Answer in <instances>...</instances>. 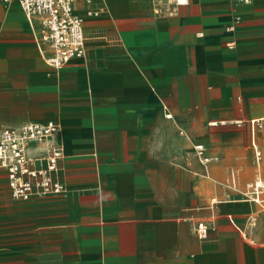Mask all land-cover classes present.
<instances>
[{"label": "crops", "instance_id": "obj_1", "mask_svg": "<svg viewBox=\"0 0 264 264\" xmlns=\"http://www.w3.org/2000/svg\"><path fill=\"white\" fill-rule=\"evenodd\" d=\"M74 8L85 55L56 69L37 20L0 0V132L55 122L64 187L18 199L0 168V264H264V211L242 193L264 179L247 123L264 120V0Z\"/></svg>", "mask_w": 264, "mask_h": 264}, {"label": "built area", "instance_id": "obj_2", "mask_svg": "<svg viewBox=\"0 0 264 264\" xmlns=\"http://www.w3.org/2000/svg\"><path fill=\"white\" fill-rule=\"evenodd\" d=\"M8 2L9 0H4ZM75 0H18L26 18L31 23L37 20L40 26L39 41L50 49L47 63L60 69L72 58L85 55V35L82 18L75 12ZM90 2L91 0H84ZM183 4L187 0H174ZM90 14H97L88 11ZM251 140L264 127V120L247 121ZM58 125L53 121L45 123L26 122L17 127H5L0 132V168L7 174L8 187L15 198L27 200L44 194H57L63 191L62 182L57 177L63 158L62 150L54 144L53 138ZM202 162L209 158L203 154V147H194ZM35 151L43 152L40 155ZM259 160L260 152H256ZM230 188L236 189L235 174H230ZM243 196L264 211V179L255 178L245 184ZM251 218L250 223L254 221ZM196 232L200 238L206 237L207 227L198 223Z\"/></svg>", "mask_w": 264, "mask_h": 264}, {"label": "rangeland", "instance_id": "obj_3", "mask_svg": "<svg viewBox=\"0 0 264 264\" xmlns=\"http://www.w3.org/2000/svg\"><path fill=\"white\" fill-rule=\"evenodd\" d=\"M257 139H258V143L261 144V149L264 148V146H262V145H264V139H262L261 133H259ZM247 144L249 145L250 152H249V154L247 153L245 155H242L241 158H244L246 162H249L252 165L253 168L251 169V171L247 170V175H246V179L245 180L252 179V178H254V176L256 174H258L257 167H256V158L254 157V150H253V148H252L250 143H247ZM259 170L261 172L260 174L264 175V169H262V167H259Z\"/></svg>", "mask_w": 264, "mask_h": 264}, {"label": "bare ground", "instance_id": "obj_4", "mask_svg": "<svg viewBox=\"0 0 264 264\" xmlns=\"http://www.w3.org/2000/svg\"><path fill=\"white\" fill-rule=\"evenodd\" d=\"M256 157V156H255Z\"/></svg>", "mask_w": 264, "mask_h": 264}]
</instances>
